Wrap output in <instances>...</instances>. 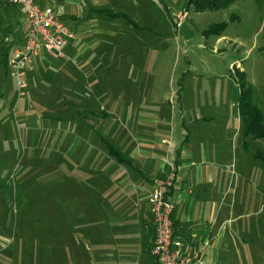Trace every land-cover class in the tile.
Returning a JSON list of instances; mask_svg holds the SVG:
<instances>
[{
	"label": "crops",
	"instance_id": "0c3cea01",
	"mask_svg": "<svg viewBox=\"0 0 264 264\" xmlns=\"http://www.w3.org/2000/svg\"><path fill=\"white\" fill-rule=\"evenodd\" d=\"M37 3L60 11L72 34L62 57L42 53L24 73L54 71L57 98L75 107V139L58 174L60 209L41 215L57 220L58 252L67 256L62 264H78L83 239L89 242L93 264H152L151 180L172 168L181 178L170 192L173 234L199 251L193 264H264V224L257 230V222L245 221L262 214L264 204L253 212L254 196L250 197L248 211L243 212L242 202L230 194L223 137L217 130L204 129L215 121L213 114H219L208 108L224 102L223 94L207 95L200 86L180 85L183 77L174 86L175 74L166 85L149 82L142 63L145 41L138 30L123 18L106 15L125 13L122 0ZM20 25L23 40L12 50L24 42L23 16ZM160 72L158 76L165 75ZM98 101L104 102L101 116ZM230 105V118L236 120L232 99ZM3 241L8 239L0 230V264H17L16 254L5 251ZM43 251L42 264H60L50 259L53 248Z\"/></svg>",
	"mask_w": 264,
	"mask_h": 264
},
{
	"label": "rangeland",
	"instance_id": "374dc122",
	"mask_svg": "<svg viewBox=\"0 0 264 264\" xmlns=\"http://www.w3.org/2000/svg\"><path fill=\"white\" fill-rule=\"evenodd\" d=\"M120 7L125 13L115 14L132 20L145 41L142 63L149 82L155 79L166 85L175 74L174 86L183 77L180 85L200 86L207 95L223 94L224 102L209 103L208 109L219 114H213L215 121L204 129L217 130L223 137L230 194L242 202L243 212L254 196L252 211L259 210L264 204V169L254 155L264 153V140L250 141L249 137L248 150L243 149L242 124L239 113L236 120L230 118V99L238 112V75L243 74L250 87V102L260 110L264 123V0H238L225 9L203 12L195 11L190 0H122ZM178 14H184V19L178 21ZM22 15L17 13L14 22H20ZM20 32L19 26L13 38L0 32V54L2 48L10 51L22 43L24 32ZM6 69L0 55V230L8 239L2 242L4 250L16 254L17 264H42L43 249L50 246L51 261L66 263L67 256L58 252L57 220L41 215L60 209L58 174L75 139L71 120L76 117L75 107L57 98L54 71L25 75V86L18 90ZM160 71L165 75L158 76ZM103 103L98 101V116ZM103 145L107 146L104 141ZM261 212L245 219L257 222V230L263 229L264 209ZM80 244L78 264H93L89 242L83 239Z\"/></svg>",
	"mask_w": 264,
	"mask_h": 264
},
{
	"label": "built area",
	"instance_id": "2783aa9c",
	"mask_svg": "<svg viewBox=\"0 0 264 264\" xmlns=\"http://www.w3.org/2000/svg\"><path fill=\"white\" fill-rule=\"evenodd\" d=\"M1 3L19 7L27 25L23 44L12 50L6 63L17 89L21 90L25 86V70L32 59L42 53L62 57L72 34L63 23L60 11L52 7H41L37 0H0ZM177 19L183 20L184 14H178ZM180 182L176 168H172L163 177L151 180L149 214L154 226L150 250L152 264H193L200 258L199 251L191 242L176 238L173 234L172 214L175 206L170 192Z\"/></svg>",
	"mask_w": 264,
	"mask_h": 264
},
{
	"label": "trees",
	"instance_id": "16d2710c",
	"mask_svg": "<svg viewBox=\"0 0 264 264\" xmlns=\"http://www.w3.org/2000/svg\"><path fill=\"white\" fill-rule=\"evenodd\" d=\"M236 1L238 0H190V2L194 4V9L197 12L225 9ZM17 13H20L19 7L7 3L0 4V32L3 33L5 38H13V35L16 32V26H21L19 21L14 22ZM106 15L111 18H123L130 24H133L132 20L123 14L106 13ZM213 31L216 30L214 29ZM8 50L9 47L2 48L1 63L4 66H6L7 63ZM238 86L240 89L238 97V113L243 128L242 147L247 151L250 141L264 140V123L262 113L250 102L251 91L250 87L245 84L243 74L238 75ZM249 137L251 139L250 141H248ZM254 158L262 164V168L264 169V153L257 152L255 153ZM117 161L121 162L123 160L118 158Z\"/></svg>",
	"mask_w": 264,
	"mask_h": 264
}]
</instances>
